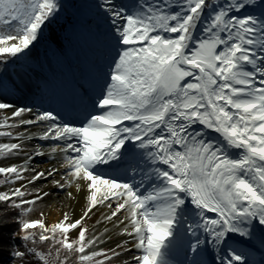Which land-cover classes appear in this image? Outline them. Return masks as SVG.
Segmentation results:
<instances>
[{
  "label": "snow or ice",
  "instance_id": "obj_1",
  "mask_svg": "<svg viewBox=\"0 0 264 264\" xmlns=\"http://www.w3.org/2000/svg\"><path fill=\"white\" fill-rule=\"evenodd\" d=\"M0 138V264H264V0H0Z\"/></svg>",
  "mask_w": 264,
  "mask_h": 264
},
{
  "label": "rangeland",
  "instance_id": "obj_2",
  "mask_svg": "<svg viewBox=\"0 0 264 264\" xmlns=\"http://www.w3.org/2000/svg\"><path fill=\"white\" fill-rule=\"evenodd\" d=\"M43 51V50H41ZM4 138H0V141H3ZM70 202L69 200H67V202L65 203V205L62 206H58V204H55L54 202L50 201V199L48 198L46 200L45 204H42L40 207L44 210L45 214H46V222H58L60 219H62V213L64 211H69L70 210ZM55 212L54 215V220H51L48 218L49 214ZM61 213L59 215V218L57 216L58 213ZM79 215V214H78ZM94 221V218H93ZM93 221H90V223H92Z\"/></svg>",
  "mask_w": 264,
  "mask_h": 264
},
{
  "label": "bare ground",
  "instance_id": "obj_3",
  "mask_svg": "<svg viewBox=\"0 0 264 264\" xmlns=\"http://www.w3.org/2000/svg\"><path fill=\"white\" fill-rule=\"evenodd\" d=\"M50 201L54 202L55 204H58V206H62L65 205V203L67 202V200H69V198L67 197V194L66 193H62V194H59V195H53L51 198H49ZM71 201L70 202V205L75 207V211H76V214L78 215L79 212H80V205L79 204H76L75 201H72V200H69ZM61 213L59 212L57 214L58 218H59V215ZM54 215H55V212H52L49 214L48 218L51 219V220H54ZM99 216V214H98ZM98 217H94V221L97 219ZM109 227H111V225H108ZM96 227L98 229H100L101 231L103 230V222L101 224H97Z\"/></svg>",
  "mask_w": 264,
  "mask_h": 264
},
{
  "label": "trees",
  "instance_id": "obj_4",
  "mask_svg": "<svg viewBox=\"0 0 264 264\" xmlns=\"http://www.w3.org/2000/svg\"><path fill=\"white\" fill-rule=\"evenodd\" d=\"M6 254V253H5Z\"/></svg>",
  "mask_w": 264,
  "mask_h": 264
}]
</instances>
